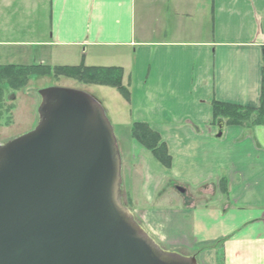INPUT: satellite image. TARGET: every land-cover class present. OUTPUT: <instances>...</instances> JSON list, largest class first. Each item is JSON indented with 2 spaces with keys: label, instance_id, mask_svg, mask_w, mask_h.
Listing matches in <instances>:
<instances>
[{
  "label": "crops",
  "instance_id": "obj_1",
  "mask_svg": "<svg viewBox=\"0 0 264 264\" xmlns=\"http://www.w3.org/2000/svg\"><path fill=\"white\" fill-rule=\"evenodd\" d=\"M15 24L0 46L23 65L124 69L122 174L151 236L202 264H219L221 242L220 264H264V126L225 122L218 137L213 116L216 101L264 98V0H0V29ZM133 122L160 134L171 168L131 138Z\"/></svg>",
  "mask_w": 264,
  "mask_h": 264
},
{
  "label": "water",
  "instance_id": "obj_2",
  "mask_svg": "<svg viewBox=\"0 0 264 264\" xmlns=\"http://www.w3.org/2000/svg\"><path fill=\"white\" fill-rule=\"evenodd\" d=\"M40 93L36 128L0 144V264H198L164 251L121 203L102 105L70 88Z\"/></svg>",
  "mask_w": 264,
  "mask_h": 264
},
{
  "label": "rangeland",
  "instance_id": "obj_3",
  "mask_svg": "<svg viewBox=\"0 0 264 264\" xmlns=\"http://www.w3.org/2000/svg\"><path fill=\"white\" fill-rule=\"evenodd\" d=\"M15 33H21V28L17 24H15L12 28H6V30L2 28L0 29V37L4 36L8 38L10 35ZM19 51L20 48L13 47V45H8L7 47L0 46L1 57H5V55L8 54H12L14 56L12 59H6L5 62H11L12 64L16 65H23L26 61H23V59H19L20 57H15V55H17V52ZM5 62L0 59L1 65L8 64ZM35 63L37 64L38 61H35ZM53 86L83 91L95 98L102 105L105 114L114 129V133L118 139V142H121V145H123L125 151L127 150V140L123 141L122 139L121 141L120 138H122L124 135L128 136V108H125V101L123 100V96L116 89L107 86L90 85L87 83L83 84L77 80L70 78H54L52 76L38 75L31 76L29 78L28 84L20 89H13L9 86H4V98L2 104L3 108L0 111L1 145H5L7 142L20 137L36 128V126L40 122L39 109L43 102V96L41 95L40 91ZM136 169L134 171H136ZM131 177H133V175H131ZM131 182L132 180L127 187L124 180L121 179V203L130 210V212L134 216L135 221L139 225H141L146 232H148L145 221L140 217L142 213L138 211L139 208L144 207V205L141 204L140 197L138 195L133 197ZM168 182H166L164 186H168ZM173 186L175 188L174 193L177 200L182 199L183 194L177 191V187L179 185L177 183H173ZM128 199L130 200V202H128ZM173 206L175 205H169V207L172 208ZM136 209L138 210L136 211ZM151 237L156 243L160 245L162 249H168L167 245H165L164 243L163 238L158 239L155 236ZM166 252L176 253L179 255H184L183 252L185 254L188 253V251L186 250H183L181 248L174 249V247L172 248V250L171 248L169 250H166ZM217 253L218 262L220 264V251H218V249ZM197 260L198 264H202L199 259Z\"/></svg>",
  "mask_w": 264,
  "mask_h": 264
},
{
  "label": "trees",
  "instance_id": "obj_4",
  "mask_svg": "<svg viewBox=\"0 0 264 264\" xmlns=\"http://www.w3.org/2000/svg\"><path fill=\"white\" fill-rule=\"evenodd\" d=\"M52 76L54 78H70L90 85L107 86L116 89L124 98L130 99V88L124 83L125 72L122 67L86 66L84 64L68 66L44 65H1L0 64V111L3 108L4 86L20 89L28 84L31 76ZM213 116L216 124L226 122L233 125L257 127L264 126V98L259 107H245L236 104L214 102ZM131 138L149 150L153 156L166 168H171L172 157L167 144L160 134L149 124L133 122L130 131ZM227 192V186L222 187ZM128 202L130 200L128 199ZM220 251L222 242L216 247Z\"/></svg>",
  "mask_w": 264,
  "mask_h": 264
}]
</instances>
